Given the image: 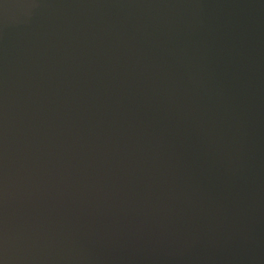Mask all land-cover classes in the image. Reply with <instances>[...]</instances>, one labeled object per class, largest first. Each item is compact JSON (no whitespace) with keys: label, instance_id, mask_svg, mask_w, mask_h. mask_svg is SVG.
Segmentation results:
<instances>
[{"label":"water","instance_id":"water-1","mask_svg":"<svg viewBox=\"0 0 264 264\" xmlns=\"http://www.w3.org/2000/svg\"><path fill=\"white\" fill-rule=\"evenodd\" d=\"M0 264H264V0H0Z\"/></svg>","mask_w":264,"mask_h":264}]
</instances>
